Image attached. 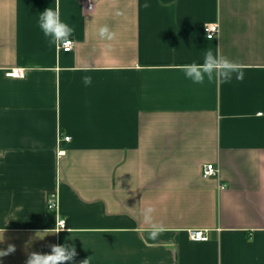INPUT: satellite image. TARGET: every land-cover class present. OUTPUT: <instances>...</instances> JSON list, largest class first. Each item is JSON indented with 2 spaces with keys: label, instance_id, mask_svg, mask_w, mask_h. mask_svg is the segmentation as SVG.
Wrapping results in <instances>:
<instances>
[{
  "label": "crops",
  "instance_id": "1",
  "mask_svg": "<svg viewBox=\"0 0 264 264\" xmlns=\"http://www.w3.org/2000/svg\"><path fill=\"white\" fill-rule=\"evenodd\" d=\"M57 3L70 53L38 27ZM218 46L242 79L184 76ZM210 163L220 173L204 178ZM149 205L155 239L138 226ZM3 238L16 250L0 264L65 242L78 253L68 264H264V0H0Z\"/></svg>",
  "mask_w": 264,
  "mask_h": 264
},
{
  "label": "clouds",
  "instance_id": "2",
  "mask_svg": "<svg viewBox=\"0 0 264 264\" xmlns=\"http://www.w3.org/2000/svg\"><path fill=\"white\" fill-rule=\"evenodd\" d=\"M147 3L145 7H147ZM38 27L42 31L43 35L48 38L50 45H54L56 48H61L64 44L68 43L72 37L74 29L61 18V12L59 4L55 9L49 7L39 13ZM98 35L102 40H111L114 33L110 30L107 24L102 25L98 29ZM213 37L210 35L209 39ZM181 71L184 76L194 83H202L205 78L209 81H215L217 84L230 82L233 78V74H238L237 78L242 79L243 73L240 70L239 65L223 56L220 52L219 46L213 51L208 48L204 52L203 62L198 63L193 61L181 66ZM83 83L87 86L92 83L91 76L82 77ZM155 208L151 205L143 207L140 210V223L139 227L142 230H146L149 237L155 239L162 231L163 225L155 218ZM55 233H59L65 230L67 224V218L58 220L56 218ZM69 231V229H68ZM42 233V232H37ZM35 234L33 239L41 238ZM0 239V242H3ZM32 241L28 242L31 245ZM51 251L42 253L32 251L28 254L26 264H68V262H75V258L78 255L75 244L69 245L68 242L64 244H52ZM16 250L14 244H10L7 249H0V257H4ZM79 264H89V258L80 261Z\"/></svg>",
  "mask_w": 264,
  "mask_h": 264
},
{
  "label": "built area",
  "instance_id": "3",
  "mask_svg": "<svg viewBox=\"0 0 264 264\" xmlns=\"http://www.w3.org/2000/svg\"><path fill=\"white\" fill-rule=\"evenodd\" d=\"M205 34L207 39H209V36L211 35L213 38L209 39V40H214L217 37H219L220 34V25L218 23L216 24H207L205 26ZM75 48V42L74 40H71L64 44L61 48H59L60 51L65 52V53H70L74 50ZM25 74L23 72V70L21 69H13L11 70L7 76L8 77H13V78H21L23 77ZM69 137H66L65 140H69ZM66 153V151L64 150H60L59 154L60 155H64ZM220 170H219V166H217L214 163H210V164H206L205 166H203L202 169V176L204 178H210L213 176H217L219 175ZM48 208L50 211H56V209L58 208V199L57 196L54 194L51 196L49 202H48ZM190 238L191 240L195 241V242H207L209 240V236L207 234L206 231L204 230H199V229H195V230H191L190 231Z\"/></svg>",
  "mask_w": 264,
  "mask_h": 264
}]
</instances>
